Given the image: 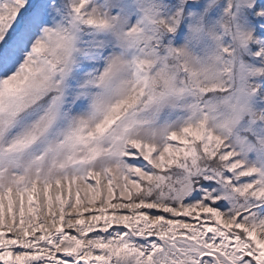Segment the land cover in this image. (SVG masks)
Listing matches in <instances>:
<instances>
[{"label":"snow or ice","instance_id":"snow-or-ice-1","mask_svg":"<svg viewBox=\"0 0 264 264\" xmlns=\"http://www.w3.org/2000/svg\"><path fill=\"white\" fill-rule=\"evenodd\" d=\"M0 264H264V0H0Z\"/></svg>","mask_w":264,"mask_h":264}]
</instances>
